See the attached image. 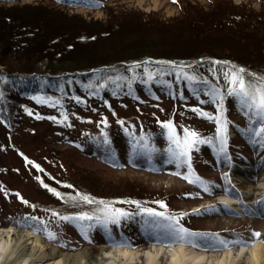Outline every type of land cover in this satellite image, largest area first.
Returning <instances> with one entry per match:
<instances>
[{"label":"rangeland","instance_id":"rangeland-1","mask_svg":"<svg viewBox=\"0 0 264 264\" xmlns=\"http://www.w3.org/2000/svg\"><path fill=\"white\" fill-rule=\"evenodd\" d=\"M2 13L20 22H42L49 33L73 35L78 43L66 59L74 58L82 66L67 62L64 68L72 71L78 66L105 65L113 70L105 72L102 81L88 84L92 88L116 86L102 99L80 92L63 101L53 98L52 102L59 103L51 107L26 102L31 113L21 111L12 133L0 125V226L32 222L45 235L50 232L55 241L67 244L64 249L69 251L87 245L96 254L102 243L142 247L157 242L156 230L146 223L152 218L142 209H152L153 203L162 201L169 204L159 212L177 214L181 226L193 232L217 233L228 239L233 238L232 233L244 238L252 231L264 234V216L246 211L238 214L230 204L217 201L218 194L232 189L244 195L249 211H258L256 202L264 201V142L254 131L261 125L240 97L228 94L230 85L224 75L242 68L246 80L260 82L258 78L264 77V0H157L155 4L153 0H0V21L6 16ZM31 44L39 57L48 54L44 41ZM29 52L30 48L23 57L32 56ZM211 54L243 62L226 59L223 82L213 74L225 93L219 107L214 100L203 98L204 83H199V89L194 87L202 98L183 87L176 101L165 90V95L149 101L140 80L163 77L168 81L187 75L196 82L201 77L206 84L212 82L206 67ZM169 56L193 58L183 71L167 70L166 64L177 66ZM28 57L24 61L34 70L46 69V60L29 62ZM115 63L123 64L124 70ZM127 83H140L138 91L145 102H136L130 93L117 90ZM74 86L80 91L86 87L73 81L69 92ZM217 117L225 128L222 137L217 133ZM169 121L177 136L183 138L188 129L205 141L190 150L191 169L170 162L168 150L175 145L161 126ZM176 172L209 182L211 194L198 183L172 175ZM225 173L230 184L222 179ZM126 194L148 196L149 201L128 200ZM85 195L94 202L84 201L81 197ZM110 196L114 197L106 198ZM105 205L128 216L119 223L108 222L100 211ZM59 206L64 208L61 213ZM82 214L93 219H77ZM31 217L37 221L26 219Z\"/></svg>","mask_w":264,"mask_h":264},{"label":"trees","instance_id":"trees-1","mask_svg":"<svg viewBox=\"0 0 264 264\" xmlns=\"http://www.w3.org/2000/svg\"><path fill=\"white\" fill-rule=\"evenodd\" d=\"M6 14L2 13L1 16H5ZM9 15V14H8ZM6 15L2 21H0V125H3L7 131L12 133L16 125L19 124V118L21 111H27V103H34L40 107H51L55 103L59 102H52L53 98H58L63 101L65 97L77 96L87 94L91 95L92 97L97 95L98 99H102L106 96V92L112 93L114 92V84H108V86H95L94 88L90 87L88 82H100L103 80V76L105 72L111 71L113 69H107L106 67L99 65L100 67H87L83 66L71 70H67L64 68L65 63L70 62L69 64H78L75 59H66L67 53H70L76 46L75 44L78 43L77 38L69 37L67 32H52L49 33V30L45 31V24L42 22L33 24V23H26L21 21L17 18L10 17L11 15ZM18 20V21H17ZM16 21V23H15ZM46 33V34H45ZM66 33V34H65ZM65 34V35H64ZM35 40L44 41V49L49 50L48 54H41L40 57L37 55V50L31 47H34L31 42H35ZM72 42H71V41ZM70 42V43H69ZM59 43H61L60 48ZM150 46V44H149ZM31 49L32 52H29L30 57L24 56L23 52L27 49ZM35 48V47H34ZM29 51V50H28ZM36 52V53H34ZM26 53V52H25ZM28 54V55H29ZM39 54V52H38ZM150 57L158 58L161 56H155L148 54ZM210 59L207 63V68L209 70V76L212 79V82L206 84L202 77L199 81L189 80L187 77L190 76H177L175 80L172 78L168 81L161 77L158 80L152 79L148 81H139L141 82V87L144 89L145 93L148 96L149 101L153 99V97H158L161 94L165 95V92H170L168 97H172L173 100H177L178 97L182 96V89L186 87L189 89L190 95L196 94L195 96L202 98V96H198L197 91H194V87L199 89L204 83L206 87L203 88V92L206 96H203L204 99L214 100V103L217 107L223 103V97L225 93L223 89L218 85L216 79H214L213 74L217 75L221 82H223L222 74V67L225 66L223 60H231L230 62L240 63L242 60L237 59L235 57H227V56H217V55H207ZM28 57L29 62H37L40 60H46V69L41 71H36L30 65H27L28 61H24L25 58ZM200 57V56H199ZM171 60L175 63L183 62V63H190V57H174L169 56ZM72 60V61H71ZM216 60V61H214ZM142 65H147V62H142ZM64 64V65H63ZM200 64V63H198ZM116 67H118L121 71L124 70V66L121 63H115ZM141 65V64H140ZM167 70L175 69L181 70L187 68L186 66L181 67L179 66H171V65H164ZM54 67V68H53ZM133 68V67H130ZM207 72V70H206ZM188 80V82H187ZM75 81L78 85L86 86L84 91H80L75 88L69 92V86ZM149 82V83H148ZM202 83V84H199ZM140 87V83H138ZM168 85V90H166V86ZM138 86L127 83L123 88H118L121 94L130 93L131 98L134 99L136 102H140L142 99V94L138 91ZM82 87V86H81ZM156 88L158 90H156ZM207 88L211 91H215L214 95L207 91ZM165 90V92H164ZM81 92V93H80ZM223 92V93H222ZM180 95V96H179ZM227 99V98H226ZM141 102H145V99ZM61 108H64L63 104H60ZM28 114L31 113V110L27 111ZM94 145L95 143L92 142ZM96 148L98 146L94 145ZM98 150V149H94ZM0 163V168H1ZM114 196L106 197L111 198ZM126 199L132 200L133 198H138L139 200H146L149 201L148 196H137V195H127L124 196ZM153 200V199H150ZM166 206H168V202H164ZM159 209L158 205L154 204ZM61 206H59V211L63 210ZM167 209V208H165ZM61 213V212H60ZM177 215V214H175ZM18 224L24 227H28L29 229L33 230L35 233H39L41 236L45 237L47 240V236L44 232H37L34 229L36 228L33 223L22 220L18 221ZM31 225V226H29ZM55 243V245L60 246L61 248H66L67 244L58 243L55 240L49 239ZM70 246V245H68Z\"/></svg>","mask_w":264,"mask_h":264},{"label":"bare ground","instance_id":"bare-ground-1","mask_svg":"<svg viewBox=\"0 0 264 264\" xmlns=\"http://www.w3.org/2000/svg\"><path fill=\"white\" fill-rule=\"evenodd\" d=\"M243 197L232 189L228 194H218L217 201L244 211L247 206ZM98 246L96 254H91L87 245L69 251L28 228L0 226V264H264V243L259 241L251 247H229L220 252L159 242L142 247L106 243Z\"/></svg>","mask_w":264,"mask_h":264},{"label":"snow or ice","instance_id":"snow-or-ice-1","mask_svg":"<svg viewBox=\"0 0 264 264\" xmlns=\"http://www.w3.org/2000/svg\"><path fill=\"white\" fill-rule=\"evenodd\" d=\"M175 2L176 0H173V3ZM244 73L245 70L239 68L234 69L230 73L224 74L227 83L230 85L228 94L240 97L241 102L254 116L258 118L261 126L259 129H255L254 131L255 135L261 137L262 142H264V77L258 78L260 82L246 80L245 76L243 75ZM148 78L151 79L152 77L149 76ZM187 79L192 80L193 77H187ZM203 115L207 116L208 114L204 113ZM216 121L219 125L217 128V133L222 137L223 133L225 132V128L221 123L220 117H217ZM161 126L168 130V138L170 142L175 145L174 149L169 148L168 150L170 154V162L173 160L176 161L177 167H179L181 164H187L189 169H191V164L189 163V152L194 145L198 143H205V141L200 140L198 138V134L195 131H190L188 129H184L183 138L177 136L175 128L170 121L163 123ZM140 139L144 140V137L141 136ZM105 143H107V140H105ZM143 147L146 148L147 145L145 144ZM133 148L135 150L136 145H133ZM172 175L181 176L182 179H185L190 184L198 183L202 187L203 191L211 194L209 182L200 180L199 177L192 178L190 175H181L179 172L172 173ZM222 179H224L229 184L231 183L228 179L227 173L224 174ZM49 190L51 191V189ZM228 191V189H225L226 193ZM55 194L59 196V193ZM81 198L88 203L94 202L86 195L82 196ZM129 202L135 203L134 201ZM25 203L27 202L25 201ZM97 203L103 204L104 202L98 201ZM156 203L160 208H166V205L162 201H157ZM240 203H243V201H240ZM207 210L208 209H205V211ZM100 211L103 212L106 220L111 223H119V219L121 217L128 216V213L120 209H113L109 205H105V207ZM199 211L200 210H197V213H199ZM142 212L148 217L152 218L151 221L146 223L150 228L156 230L155 239L159 243L183 244L195 248H201L205 251L228 249L229 247H251L252 243L257 241L264 243V234L259 231H252L248 238H244L236 233H232L231 235L233 238L228 239L220 236L217 233H201L190 231L187 228L181 226L180 219L175 215H165L164 212H159L150 208L142 209ZM53 215H56V213H53ZM26 219L37 221L36 217ZM61 219L68 220L71 219V217H61ZM77 219L90 220L93 219V217L87 214H82L77 217ZM96 219H99V217H96ZM38 223L43 224L44 222L38 221ZM34 230L37 232L42 231V229L39 227L35 228ZM46 235L48 239H55V236L50 232L46 233Z\"/></svg>","mask_w":264,"mask_h":264}]
</instances>
